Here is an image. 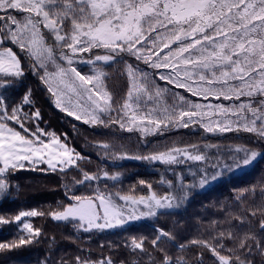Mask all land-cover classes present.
<instances>
[{
    "label": "snow or ice",
    "instance_id": "6c2138e0",
    "mask_svg": "<svg viewBox=\"0 0 264 264\" xmlns=\"http://www.w3.org/2000/svg\"><path fill=\"white\" fill-rule=\"evenodd\" d=\"M107 69L124 81L122 95L106 84L113 75ZM29 77L58 110L110 138L89 145L101 164L136 160L162 167L155 185L139 180L133 186L148 194L121 195L122 173L93 169L90 154L39 124L32 131L41 116ZM180 130L198 134L200 142L172 141L164 150L157 146L130 155L116 140L136 135L147 149L148 137ZM229 133L246 143L211 142ZM258 158L264 159V0H0V199L11 196L8 177L18 169L65 178L74 173L63 185L66 203L58 204L60 210L0 216V225L15 223L20 233L0 242V253L55 239L28 217L50 216L70 225L75 239L90 241L109 230L179 214L199 191ZM161 187L167 190L158 192ZM250 197L252 211L242 207L233 216L221 206L223 220L208 225L217 232L211 244L181 242L189 225L177 219L168 230L155 228L150 241L132 237L100 247H124L132 256L147 257L120 264H204L205 251L213 264H264V187L238 190L235 200ZM194 248L202 251L191 260L176 255ZM53 264L116 262L112 256L92 260L89 253Z\"/></svg>",
    "mask_w": 264,
    "mask_h": 264
},
{
    "label": "trees",
    "instance_id": "16d2710c",
    "mask_svg": "<svg viewBox=\"0 0 264 264\" xmlns=\"http://www.w3.org/2000/svg\"><path fill=\"white\" fill-rule=\"evenodd\" d=\"M110 74L114 73V69H107ZM28 87L33 90V98L36 101L35 107L39 109L41 118L34 122L32 131H35V124L48 133H55L64 138L67 133L66 143L82 151L85 155L90 154L91 167L95 169L97 166L107 167L110 174L122 173V183L119 185L121 195H147V189L137 187L134 191L133 186L137 185L139 180L155 183L159 180L163 168L159 165L152 166L146 162L136 160H124L118 162V167L111 165H103L97 159L96 151L90 147L91 143L108 142L109 137L101 135V133L83 124L82 121H76L74 117H69L66 113L58 110L53 103L52 98L46 94L44 87L35 77H29L26 80ZM106 84L115 93L122 95L126 90L124 81L117 75L113 74ZM215 103V101H213ZM28 111V109H25ZM42 138H44L42 136ZM117 143L125 145L128 154L140 155L151 152L155 147L159 146V150H164V146H171L172 141H185L188 143L200 142L199 135H193L188 130L170 131L163 136H150L147 139L148 148H144L140 138L136 135L129 136L125 134L122 138H116ZM211 142L223 145H240L245 144L246 139H236L232 134H227L226 138L220 140H212ZM183 146V145H177ZM42 167V166H41ZM74 174V173H73ZM65 178L58 173L40 172L32 168L18 169L8 177L13 185L12 194L6 198L0 199V216L6 218H14L21 211H29L32 209L41 211L60 210L57 206L60 203H66L65 188L63 185L69 182L70 176ZM264 187V159L258 158L257 161L249 168L234 172L230 175L226 174L222 180L207 186L195 195L194 199L186 205L185 209H181L179 214H164L158 218H150L139 221L124 230H109L104 233L93 236L89 241L87 238L83 240L75 239L73 229L70 225L62 222H56L50 216L28 217L27 222L32 223L34 227L42 229L46 237H54L55 239H45L40 244L23 247L13 252L0 253V264H42L46 259L49 264L58 262L61 259L71 261L77 255H88L92 260H99L102 256H112L116 264L120 261L142 260L147 261V257H138L130 255V250L124 247L110 250L108 247L101 248L100 245L120 244L123 245L132 237H148L149 241L153 236L155 228H163L168 230L172 227L173 221L179 219L182 223L187 222L189 228L184 232L186 242L192 239H203L208 243H213V237L217 235L216 231L208 228L212 221L223 220L221 214V206H227V211L233 216L238 214L242 207H247L249 211L253 210L251 204L252 198L248 200L236 202L235 196L238 190L246 188ZM167 189L161 187L158 192L163 193ZM84 191L81 189V192ZM201 224L203 227H198ZM22 227V225H21ZM17 225H0V242L14 241L18 238ZM79 248L86 249L87 252L81 253ZM226 247L230 248L231 244ZM201 249H191L185 252H176V255L184 259L191 260ZM226 254V253H222ZM210 253L204 252V264H213L209 258Z\"/></svg>",
    "mask_w": 264,
    "mask_h": 264
},
{
    "label": "rangeland",
    "instance_id": "374dc122",
    "mask_svg": "<svg viewBox=\"0 0 264 264\" xmlns=\"http://www.w3.org/2000/svg\"><path fill=\"white\" fill-rule=\"evenodd\" d=\"M51 133H53V132H51ZM57 136H58V135H57ZM59 137H61V139H62V142H65V141H64V138H63L62 136H59ZM41 138H42V137H41ZM42 139H43V138H42ZM67 144H68V146H69V147H73V146H72V145H70L69 143H67Z\"/></svg>",
    "mask_w": 264,
    "mask_h": 264
}]
</instances>
